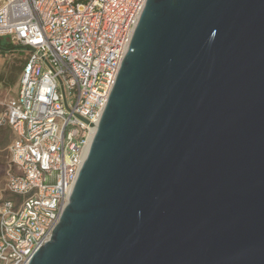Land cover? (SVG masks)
Returning a JSON list of instances; mask_svg holds the SVG:
<instances>
[{
  "label": "water",
  "instance_id": "95a60500",
  "mask_svg": "<svg viewBox=\"0 0 264 264\" xmlns=\"http://www.w3.org/2000/svg\"><path fill=\"white\" fill-rule=\"evenodd\" d=\"M29 264H264V0H148Z\"/></svg>",
  "mask_w": 264,
  "mask_h": 264
},
{
  "label": "built area",
  "instance_id": "2783aa9c",
  "mask_svg": "<svg viewBox=\"0 0 264 264\" xmlns=\"http://www.w3.org/2000/svg\"><path fill=\"white\" fill-rule=\"evenodd\" d=\"M148 0H0V40L27 53L3 102L10 168L0 264H29L50 238L88 156ZM51 180H55L51 182Z\"/></svg>",
  "mask_w": 264,
  "mask_h": 264
},
{
  "label": "rangeland",
  "instance_id": "374dc122",
  "mask_svg": "<svg viewBox=\"0 0 264 264\" xmlns=\"http://www.w3.org/2000/svg\"><path fill=\"white\" fill-rule=\"evenodd\" d=\"M4 49L7 50L8 39H1ZM10 47V46H9ZM4 50L0 57V113L3 111V102L14 95L16 84L21 72L22 64L26 61L27 53L13 48L7 56ZM15 138L10 128H0V198H9L6 192L8 172L10 168V143ZM55 180H51L54 182Z\"/></svg>",
  "mask_w": 264,
  "mask_h": 264
},
{
  "label": "trees",
  "instance_id": "16d2710c",
  "mask_svg": "<svg viewBox=\"0 0 264 264\" xmlns=\"http://www.w3.org/2000/svg\"><path fill=\"white\" fill-rule=\"evenodd\" d=\"M7 46H9V45H7ZM0 47L2 48V49H4V45L2 44V41L0 40ZM15 139V138H14ZM14 139H13V141H14ZM12 141V142H13ZM12 142L10 143V144H12Z\"/></svg>",
  "mask_w": 264,
  "mask_h": 264
},
{
  "label": "crops",
  "instance_id": "0c3cea01",
  "mask_svg": "<svg viewBox=\"0 0 264 264\" xmlns=\"http://www.w3.org/2000/svg\"><path fill=\"white\" fill-rule=\"evenodd\" d=\"M2 71V69H0Z\"/></svg>",
  "mask_w": 264,
  "mask_h": 264
}]
</instances>
